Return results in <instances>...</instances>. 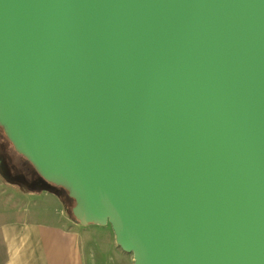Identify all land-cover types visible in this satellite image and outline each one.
I'll return each mask as SVG.
<instances>
[{"label": "water", "instance_id": "water-1", "mask_svg": "<svg viewBox=\"0 0 264 264\" xmlns=\"http://www.w3.org/2000/svg\"><path fill=\"white\" fill-rule=\"evenodd\" d=\"M0 123L134 264H264V0H0Z\"/></svg>", "mask_w": 264, "mask_h": 264}, {"label": "crops", "instance_id": "crops-1", "mask_svg": "<svg viewBox=\"0 0 264 264\" xmlns=\"http://www.w3.org/2000/svg\"><path fill=\"white\" fill-rule=\"evenodd\" d=\"M42 198L54 205L44 210V218L29 215L0 227V264H134L112 228L81 225L58 209L62 206L55 194L45 192Z\"/></svg>", "mask_w": 264, "mask_h": 264}, {"label": "rangeland", "instance_id": "rangeland-1", "mask_svg": "<svg viewBox=\"0 0 264 264\" xmlns=\"http://www.w3.org/2000/svg\"><path fill=\"white\" fill-rule=\"evenodd\" d=\"M1 131L2 126L0 124V133ZM8 148L10 154L13 157L14 163L19 165V163L24 162L25 167L29 168V163H27L26 159L16 151L10 142H8ZM21 177L26 181L27 185L29 184L28 186L35 182L32 180V176L30 174L24 173L21 175ZM45 192L50 193L47 190L29 191L27 188L21 185L6 181L5 178L0 175V227L2 224L8 221L26 219L29 215H32V218H44V210L48 207H54V205H52V203H50L47 199L42 198V195ZM58 199L60 200L59 197ZM61 206L62 208L58 207V209L63 211L65 216L73 219V217L69 215V212H67L62 201ZM73 221H75V219H73ZM93 227H99L98 229H102L100 231H110L111 229L109 224L105 226L95 225Z\"/></svg>", "mask_w": 264, "mask_h": 264}, {"label": "trees", "instance_id": "trees-1", "mask_svg": "<svg viewBox=\"0 0 264 264\" xmlns=\"http://www.w3.org/2000/svg\"><path fill=\"white\" fill-rule=\"evenodd\" d=\"M1 124V123H0ZM2 131L0 133V175L5 178L6 181L21 185L27 188L29 191H49L57 195L62 203L65 205L69 215L73 219L77 220L74 215L73 208L76 205V199L70 196V189L65 185H57L52 181L46 180L34 167V165L28 161V159L20 153L14 146V143L9 139L5 131V126L1 124ZM8 142H10L16 151L26 159V162L29 163V168L25 167L24 162L17 165L13 161V157L9 152ZM30 174L32 180L35 181L32 185L28 186L26 181L21 177L22 174Z\"/></svg>", "mask_w": 264, "mask_h": 264}]
</instances>
